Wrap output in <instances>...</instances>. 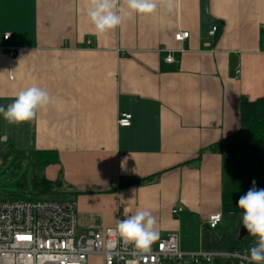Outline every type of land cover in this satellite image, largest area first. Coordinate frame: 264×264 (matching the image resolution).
<instances>
[{
    "label": "crops",
    "instance_id": "1",
    "mask_svg": "<svg viewBox=\"0 0 264 264\" xmlns=\"http://www.w3.org/2000/svg\"><path fill=\"white\" fill-rule=\"evenodd\" d=\"M87 7L0 0V47L17 49L15 57L0 51V106L33 85L52 98L28 122L0 115V151L32 164L35 151L57 153L45 177L60 184L63 201H76L79 233L148 210L158 239L176 234L183 252L232 250L226 238L242 227L237 201L252 186L241 178L237 144L211 148L239 131L241 98L264 96V0H174L171 10L158 2L102 34ZM217 23L220 35L211 37ZM179 32L190 36L179 43ZM124 112L130 127L118 126ZM219 213L223 221L209 228Z\"/></svg>",
    "mask_w": 264,
    "mask_h": 264
},
{
    "label": "built area",
    "instance_id": "2",
    "mask_svg": "<svg viewBox=\"0 0 264 264\" xmlns=\"http://www.w3.org/2000/svg\"><path fill=\"white\" fill-rule=\"evenodd\" d=\"M216 31L213 27L210 36L215 37ZM6 34L3 36L5 42L11 39V34L5 37ZM189 36V32H179L175 40L183 43ZM0 51L9 57L17 54V49L9 46H1ZM161 51L166 54V62L174 61L171 50L162 48ZM132 118L130 113H120L118 126L130 127ZM182 211L183 208L178 206L172 213L177 217ZM222 221V214H214L206 225L215 229ZM78 225L76 201H0V264H85L93 255H101L104 264H213L218 260L250 264L252 245L216 252H183L177 235L169 234L156 240L150 251L144 253L111 236L110 229L79 233ZM110 243L114 246L110 247Z\"/></svg>",
    "mask_w": 264,
    "mask_h": 264
},
{
    "label": "clouds",
    "instance_id": "3",
    "mask_svg": "<svg viewBox=\"0 0 264 264\" xmlns=\"http://www.w3.org/2000/svg\"><path fill=\"white\" fill-rule=\"evenodd\" d=\"M158 2L169 10L174 7V0H87V16L96 33L102 34L114 30L133 15L151 14ZM10 35L6 34L5 37ZM52 102L46 89L33 85L21 90L7 107L0 106V115L9 124H21L33 120L42 109ZM237 206L242 210V225L249 234L256 237V243L249 250L250 264H264V188L252 187L241 195ZM220 217H217L219 220ZM156 219L148 210L137 211L134 215L117 222L109 234L132 245L136 250L148 252L158 240L155 228ZM110 247L114 246L110 243Z\"/></svg>",
    "mask_w": 264,
    "mask_h": 264
},
{
    "label": "trees",
    "instance_id": "4",
    "mask_svg": "<svg viewBox=\"0 0 264 264\" xmlns=\"http://www.w3.org/2000/svg\"><path fill=\"white\" fill-rule=\"evenodd\" d=\"M215 37L221 32V24L217 23ZM240 129L229 137L222 139L216 146L235 143L240 150L241 178L250 182L256 181V187H262L264 177V96L256 100L241 98L239 103ZM11 151H15L11 149ZM57 153L51 151H35L33 153V194L30 199L37 201L39 197L59 196L57 188L58 182L52 183L45 177V168L57 162ZM136 181L124 182L121 185H127ZM242 225V220H241ZM234 236V235H233ZM227 237L226 241L232 242V249L249 248L252 241L256 238L251 234L242 240L235 236ZM229 238V239H228Z\"/></svg>",
    "mask_w": 264,
    "mask_h": 264
},
{
    "label": "rangeland",
    "instance_id": "5",
    "mask_svg": "<svg viewBox=\"0 0 264 264\" xmlns=\"http://www.w3.org/2000/svg\"><path fill=\"white\" fill-rule=\"evenodd\" d=\"M33 164L24 154L0 151V201L30 199L33 194ZM38 200L63 201L56 197H39ZM256 240H253V246Z\"/></svg>",
    "mask_w": 264,
    "mask_h": 264
},
{
    "label": "water",
    "instance_id": "6",
    "mask_svg": "<svg viewBox=\"0 0 264 264\" xmlns=\"http://www.w3.org/2000/svg\"><path fill=\"white\" fill-rule=\"evenodd\" d=\"M248 235H249V233L247 232V230L242 225V227L240 228V232H239V239L242 240L243 238H245Z\"/></svg>",
    "mask_w": 264,
    "mask_h": 264
},
{
    "label": "snow or ice",
    "instance_id": "7",
    "mask_svg": "<svg viewBox=\"0 0 264 264\" xmlns=\"http://www.w3.org/2000/svg\"><path fill=\"white\" fill-rule=\"evenodd\" d=\"M20 239H28V237H19Z\"/></svg>",
    "mask_w": 264,
    "mask_h": 264
}]
</instances>
